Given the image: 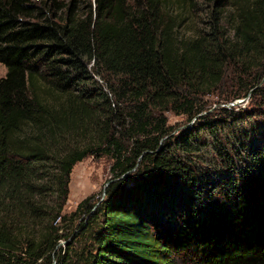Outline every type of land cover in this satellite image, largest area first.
<instances>
[{
    "label": "trees",
    "instance_id": "16d2710c",
    "mask_svg": "<svg viewBox=\"0 0 264 264\" xmlns=\"http://www.w3.org/2000/svg\"><path fill=\"white\" fill-rule=\"evenodd\" d=\"M173 1L205 29L179 33ZM0 63V264H264V101L174 135L164 116L199 113L227 70L259 69L222 102L258 83L264 0H0ZM97 154L103 198L61 232Z\"/></svg>",
    "mask_w": 264,
    "mask_h": 264
},
{
    "label": "rangeland",
    "instance_id": "374dc122",
    "mask_svg": "<svg viewBox=\"0 0 264 264\" xmlns=\"http://www.w3.org/2000/svg\"><path fill=\"white\" fill-rule=\"evenodd\" d=\"M167 7L171 10V13L183 12L182 10L180 11V6L176 1L169 3ZM206 12L207 7H200L195 13L185 9L183 14H185L186 17L181 22V26L178 27L179 33L191 35L192 30L196 28L205 29L207 20ZM261 70L263 71V76L259 79L257 84L249 86L247 94L241 98L234 99L227 103L221 101V95L225 92H233L238 88V85L242 83L248 85L251 76L259 71V69H250L249 76L244 74L241 75L240 78L234 77L230 74V71L227 70L220 84L218 83L209 93L199 97V105L202 110L190 119H187L183 114H173L170 111L164 112L167 124L173 127L170 134L174 135L180 130L188 127H199V123H202L201 121L214 118L218 115L219 118H221L230 111L238 112L240 110L250 111L254 109L258 103L264 101V69L261 68ZM4 72L5 67L0 63V77L3 76ZM255 90L257 91L255 92ZM258 93L261 94L258 95ZM222 108L226 111H223ZM210 155H212V153ZM110 163L111 160L106 155L97 154L88 155L72 166L69 173L67 195L61 210V213L66 215L67 220L64 222V226H62L61 232L71 230L76 226L78 221L85 217V215L81 214L79 218L68 221V216L72 213L76 204L81 199L91 194H94L93 201H96V199L100 197L99 200L97 199V202H99L103 198L102 191L109 182L108 167ZM66 241L67 240H60L58 245L63 247Z\"/></svg>",
    "mask_w": 264,
    "mask_h": 264
}]
</instances>
